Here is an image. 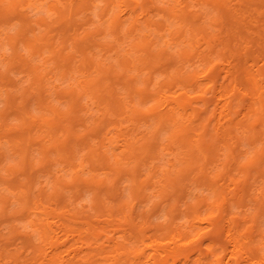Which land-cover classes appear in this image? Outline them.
I'll return each instance as SVG.
<instances>
[{
	"label": "clouds",
	"instance_id": "obj_1",
	"mask_svg": "<svg viewBox=\"0 0 264 264\" xmlns=\"http://www.w3.org/2000/svg\"><path fill=\"white\" fill-rule=\"evenodd\" d=\"M0 264H264V0H0Z\"/></svg>",
	"mask_w": 264,
	"mask_h": 264
}]
</instances>
